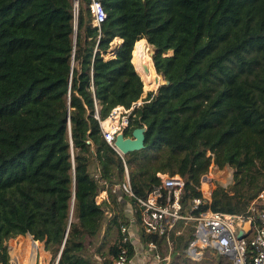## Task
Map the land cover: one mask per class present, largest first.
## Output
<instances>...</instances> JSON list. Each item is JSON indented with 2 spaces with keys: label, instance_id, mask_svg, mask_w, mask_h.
I'll list each match as a JSON object with an SVG mask.
<instances>
[{
  "label": "trees",
  "instance_id": "obj_1",
  "mask_svg": "<svg viewBox=\"0 0 264 264\" xmlns=\"http://www.w3.org/2000/svg\"><path fill=\"white\" fill-rule=\"evenodd\" d=\"M99 1L101 28L93 0H0V264H11L20 235L44 242L53 264H110L124 245L134 253L122 232L131 214L169 264H232L147 234L126 167L139 197L158 172L182 175L187 212L211 163L228 165L233 183L201 209L249 213L264 192V0ZM143 38L169 83L149 92L127 130L147 125L145 148L122 154L100 120L151 89L132 60Z\"/></svg>",
  "mask_w": 264,
  "mask_h": 264
},
{
  "label": "built area",
  "instance_id": "obj_2",
  "mask_svg": "<svg viewBox=\"0 0 264 264\" xmlns=\"http://www.w3.org/2000/svg\"><path fill=\"white\" fill-rule=\"evenodd\" d=\"M92 10L93 25L101 28L107 12L99 0H93ZM144 102L139 99L130 107L116 105L105 119L100 120L105 139L115 149L116 135L127 132L132 118L136 117V109ZM212 165L213 163L201 178L199 189L202 196L193 199L192 206L187 212L183 211L182 193L185 181L182 175L158 172L159 183L153 186L147 197H139L131 188L126 167L125 188L137 199L144 231L147 234L166 236L169 244L174 243L179 237L178 245H183L188 256L195 260H200L206 250L212 249L228 256L232 264H248V249L252 247L255 252L253 264H264V206L258 203L259 199H264V192L251 204L247 214L224 213L211 208L202 210L201 206L211 200L214 189L219 185V180L215 182V178L211 176ZM222 177L232 180V169H227V174L225 171ZM130 218V224L123 226L122 232L124 242L133 244V231L136 229L137 220L133 215ZM180 221L184 225H189L190 230L184 228L176 230ZM247 223L249 228L245 226ZM240 230H244L247 236L239 238ZM147 246V249L141 250L138 254L134 245V253L130 252L129 246L124 245L110 264H154L159 260L166 262L165 264L170 263V255L162 258L154 241H150ZM13 258L11 255V264H14Z\"/></svg>",
  "mask_w": 264,
  "mask_h": 264
},
{
  "label": "rangeland",
  "instance_id": "obj_3",
  "mask_svg": "<svg viewBox=\"0 0 264 264\" xmlns=\"http://www.w3.org/2000/svg\"><path fill=\"white\" fill-rule=\"evenodd\" d=\"M117 40L115 39L116 43L118 42ZM151 46L152 45L149 44V47H150V50H151V56H152L154 48H153V46L152 47ZM161 80H162V77H161ZM158 85L156 87H153V90H148V89L146 90L145 89V91H144V93H143V95H142V97L140 99L144 100L146 98V96L149 94L150 91H156ZM212 168L213 169L211 171L212 172L211 176H213L215 178L214 179L215 182L217 180H219V184H222V185L227 186V187L230 186L233 183V181H234V169L232 167L227 166V167H224V168H219L218 166H213ZM229 168L232 169V178H233L232 180H228V179H225V177H222V175L224 174L225 171H226V174H227V169H229ZM259 200H261V202H259L260 205L264 206V202H262V200H264V199H259ZM135 225H136L135 226L136 227V234L135 235H136V237H138V240H139L142 237L141 229H140V227L138 226L137 223ZM21 237H25L26 238V242H28V250H26L27 253L25 252V250H24V252L23 251L17 252L15 250L14 242L15 241H19L20 242ZM178 240H179V237L174 241V245H178V243L180 242V241L178 242ZM9 244L11 245L10 254L12 255V258L14 257L18 261L17 262L13 258L14 264H53V262H52V254L49 251L45 250L44 242L38 241V240L35 241L29 235H20V236H18L16 238H13V239H11L9 241ZM204 254L216 255V252L213 251V250H208L207 253L205 252ZM17 255H19V256H17ZM154 264H165V262L159 260V261H156Z\"/></svg>",
  "mask_w": 264,
  "mask_h": 264
},
{
  "label": "bare ground",
  "instance_id": "obj_4",
  "mask_svg": "<svg viewBox=\"0 0 264 264\" xmlns=\"http://www.w3.org/2000/svg\"><path fill=\"white\" fill-rule=\"evenodd\" d=\"M132 60L135 64L137 71L141 74L147 88L156 87L159 84V82H161V76L156 71L154 61H153V57L151 56V50L149 47V43L147 42V40L145 38L138 41V49L136 50L135 55H134ZM148 90H150V89H148ZM213 166H215V165H212V167ZM245 226L248 228L249 224L247 223ZM14 244H19V242H14ZM24 250H25V252H26V250H28V245L24 248ZM24 250H23V252H24ZM17 256H19V255H17ZM13 262H14V260H13Z\"/></svg>",
  "mask_w": 264,
  "mask_h": 264
},
{
  "label": "water",
  "instance_id": "obj_5",
  "mask_svg": "<svg viewBox=\"0 0 264 264\" xmlns=\"http://www.w3.org/2000/svg\"><path fill=\"white\" fill-rule=\"evenodd\" d=\"M155 53H156V50L154 49L153 55ZM160 75L162 77V80L159 83L157 89L159 88L161 84L169 83V80L165 79L164 74H160ZM150 90H153V89H150ZM144 91H145V88H144ZM147 129H148L147 125H143L142 127L135 128L132 131L131 135H128L127 132H120L116 135L114 145L122 154H128L133 151L142 150L143 148H145V138H146ZM245 236H247V233H245L244 230H240L238 237L242 238ZM59 258H60V255H59Z\"/></svg>",
  "mask_w": 264,
  "mask_h": 264
},
{
  "label": "crops",
  "instance_id": "obj_6",
  "mask_svg": "<svg viewBox=\"0 0 264 264\" xmlns=\"http://www.w3.org/2000/svg\"><path fill=\"white\" fill-rule=\"evenodd\" d=\"M118 39V40H117ZM116 40L119 42V41H121V39L120 38H116ZM102 196H105V193L104 194H102ZM259 202H261V200H258V203ZM262 202H264V200H262ZM132 216V214L130 215V217ZM190 226H189V230H190ZM136 229L134 228V231H133V245L135 246V249H136V251H137V253L139 254V252L141 251V250H143V249H147V245H145L144 244V241L142 240V237L138 240V237H136ZM183 241V238H181V242ZM169 243V242H168ZM183 243H185V240H184V242ZM170 245V248H171V244H169ZM178 246H181V245H178ZM181 247H183L184 248V246L182 245ZM170 252H171V250H170ZM166 263V262H165Z\"/></svg>",
  "mask_w": 264,
  "mask_h": 264
},
{
  "label": "clouds",
  "instance_id": "obj_7",
  "mask_svg": "<svg viewBox=\"0 0 264 264\" xmlns=\"http://www.w3.org/2000/svg\"><path fill=\"white\" fill-rule=\"evenodd\" d=\"M36 241V240H35Z\"/></svg>",
  "mask_w": 264,
  "mask_h": 264
}]
</instances>
